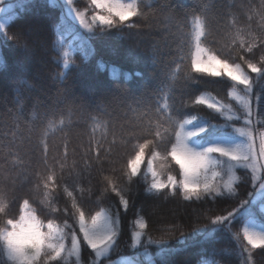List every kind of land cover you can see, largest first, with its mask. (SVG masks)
<instances>
[{
  "label": "trees",
  "instance_id": "1",
  "mask_svg": "<svg viewBox=\"0 0 264 264\" xmlns=\"http://www.w3.org/2000/svg\"><path fill=\"white\" fill-rule=\"evenodd\" d=\"M72 3L90 29L55 0H27L0 22V227L27 208L45 231L57 228L63 247L50 264H76L68 254L75 236L79 264H264V246L244 238L247 220L264 227V168L256 176L248 161L216 154L210 182L235 174V193L211 197L201 188L199 198L185 199L171 157L193 116L223 137L241 135V127L264 135V0H135V14L114 18L111 28L92 22L102 10L91 0ZM197 44L239 66L250 83L198 68ZM205 94L231 111L198 104ZM199 140L193 144L204 145ZM156 179L163 189L151 188ZM242 201L247 210L236 214ZM101 210L117 236L96 256L81 221Z\"/></svg>",
  "mask_w": 264,
  "mask_h": 264
},
{
  "label": "snow or ice",
  "instance_id": "2",
  "mask_svg": "<svg viewBox=\"0 0 264 264\" xmlns=\"http://www.w3.org/2000/svg\"><path fill=\"white\" fill-rule=\"evenodd\" d=\"M71 4L72 0H68ZM91 4L96 9L102 10L95 12L91 20L93 23L98 22L101 27L111 28L116 23L114 18H118L120 21H125L135 14V10H127L129 6H125L120 3V0H91ZM76 15L80 18L79 22L84 25L85 28H91L93 24L85 21V13L77 12ZM67 63V62H65ZM213 75H219V70H209ZM232 79L239 81L243 84H247L248 80L244 78L242 74L228 73ZM196 102L198 104L206 105L209 109H213L218 113H224L227 109L220 101L212 102L211 99H205L204 97H197ZM249 119H245V124L250 123ZM196 116H193L191 123L195 125L194 130L188 131L182 134L179 138L177 147L172 150L171 157L178 166L183 176V190L188 195L185 199H189L195 195L199 198L201 188H203L204 194L211 197H218L225 194L235 193L233 187L234 182L238 179L235 174L228 175L226 181L220 182L217 186L214 182H205L201 184L202 180H206L208 173L212 170H216L221 161L216 159L218 154L220 157L227 158L228 161H235L241 164L242 161L248 159V144L245 142L226 144L223 143V134L218 135L217 125H214L208 121H196ZM232 119L231 116L228 117ZM258 123L264 124V120ZM242 135H246L245 127L236 129ZM204 139V147L197 149L190 144L191 140ZM230 165L229 171L232 169ZM255 171V166L247 164ZM133 172L136 171V165H130ZM213 175H218L217 172H213ZM175 185L176 177H169ZM165 184L157 180L151 185L152 189H163ZM264 187V186H262ZM224 190V191H222ZM127 208V203L122 204ZM3 205H0V211H3ZM248 203L241 202V207L234 209L236 214H240L247 210ZM229 217L233 216V213L228 214ZM222 217L217 216L216 220L219 221ZM5 226L0 227V244L3 246V254L5 257L4 264H50L60 258V251L52 243L54 239L59 236V232L56 231L51 224L48 225V231H45L39 219H37L32 213L21 215L19 221L14 219H7L3 222ZM139 227L144 229L146 223L144 220L137 221ZM116 222L111 216L104 212H96L92 216L89 224H81V227L88 234V244L92 250L95 251L96 256H102L108 252L110 246L116 240L117 229ZM136 238L138 240L140 233L137 232ZM244 238L248 245H251L253 249L264 246V232L249 231L247 228L244 230ZM247 264V261L245 262Z\"/></svg>",
  "mask_w": 264,
  "mask_h": 264
},
{
  "label": "rangeland",
  "instance_id": "3",
  "mask_svg": "<svg viewBox=\"0 0 264 264\" xmlns=\"http://www.w3.org/2000/svg\"><path fill=\"white\" fill-rule=\"evenodd\" d=\"M27 0H0V22L3 23L4 22V14L6 12H8L9 10L14 9L17 6L22 5L24 2H26ZM62 3V7H65L67 13L69 15H71L72 17L80 20V18L76 15L77 12H83V11H79L77 10L73 5L68 3V0H59ZM59 3V2H58ZM59 3V4H61ZM120 3L125 5V6H129L127 10L131 11L135 8V0H120ZM92 15L90 16L91 19ZM85 21L87 22V19L85 18ZM200 47V48H198ZM202 46L200 44H198L196 46L195 49V53L196 55L194 56V60H195V64L198 68L200 69H205V70H219V72H225L226 74L228 73H232V74H242L244 76L245 79L248 80V82H250V77L247 73H245L239 66L236 65H232V64H228L222 60H220L218 57H216L215 55L206 52L203 48H201ZM239 82V81H237ZM235 95H237L238 97H241L240 94H238V92H234ZM202 97H204L205 99H211L212 102H216L218 100L213 99L210 95H203ZM247 103L249 105V100H247ZM195 125L191 124V123H187L182 131L181 134H184L188 131H192L194 130ZM246 129V135H242V137H236V138H226L223 137V143L226 144H235V143H240V142H245L248 144V159L246 160V162L248 161L249 165H253L255 166V175L258 176V172L264 168V135H259L257 134V136H253L249 130V128H245ZM256 138H258L256 140ZM179 143V140H178ZM178 143L176 144L175 147H177ZM190 144L192 146H194L197 149H202L204 146L201 147H196L193 143ZM259 145V148L257 147ZM215 158L217 159V157L215 156ZM253 158L254 160L250 159ZM142 159V155L140 154L138 156V158L134 161V165H136V170L139 169L140 166V162ZM252 168V167H251ZM152 172H154V170L152 169ZM213 172H217L216 170H212L208 173L207 179L206 180H202L200 183L204 184L205 182H210L213 177L215 175H213ZM159 180L156 179L154 181V183ZM160 181V180H159ZM161 182V181H160ZM264 180L262 182H260L259 185V191H258V196H261L264 193ZM100 212H104L106 214H108L107 210H101ZM27 213H32L35 216V213L31 210L27 211V209H24L23 215L27 214ZM109 215V214H108ZM36 217V216H35ZM19 221V220H18ZM89 224L86 223L84 220L81 221V224ZM249 225H253V226H257V228L255 227H249ZM53 227V226H52ZM56 231H58V229H56L55 227H53ZM248 229L249 231H254V232H264V228L257 223H248V226L245 227V229ZM256 229V230H255ZM84 230V229H83ZM59 232V231H58ZM85 236L88 239V234L86 233V231L84 230ZM59 237V236H58ZM58 237L56 239H54L52 241V243L55 244L56 248L59 249V251L62 250L63 247V243L58 242ZM79 251H80V246H79V241L77 237H74V240L72 241V244L69 248L68 254L73 256L75 258V260L77 259L76 264H79ZM121 261L116 260L113 262H110L108 264H118Z\"/></svg>",
  "mask_w": 264,
  "mask_h": 264
}]
</instances>
